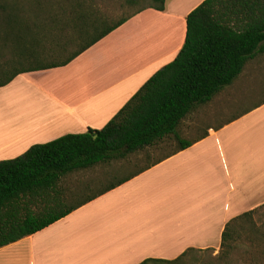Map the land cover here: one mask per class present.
<instances>
[{"label":"crops","instance_id":"obj_1","mask_svg":"<svg viewBox=\"0 0 264 264\" xmlns=\"http://www.w3.org/2000/svg\"><path fill=\"white\" fill-rule=\"evenodd\" d=\"M202 1L166 0L164 10L146 8L68 64L24 72L0 86V161L66 134L103 128L175 59L187 16ZM206 132L0 247V264H140L175 259L189 248H220L227 223L264 204V97Z\"/></svg>","mask_w":264,"mask_h":264},{"label":"trees","instance_id":"obj_2","mask_svg":"<svg viewBox=\"0 0 264 264\" xmlns=\"http://www.w3.org/2000/svg\"><path fill=\"white\" fill-rule=\"evenodd\" d=\"M94 1L0 0V86L24 72L66 65L138 12L149 7L164 10L166 4L153 0L154 5L109 23ZM77 41L79 47L63 59L53 55ZM260 56H264V0H203L187 16L185 42L175 59L153 74L103 128L66 134L0 161V247L41 230L205 137L207 132L195 139L183 138L178 127ZM170 135L179 142L174 151L68 204L64 183L70 174L124 159ZM262 207L227 223L220 258H228L236 249L234 236L246 222L251 246L264 245V226L255 222ZM209 249L189 248L175 259L149 258L140 264H195Z\"/></svg>","mask_w":264,"mask_h":264},{"label":"rangeland","instance_id":"obj_3","mask_svg":"<svg viewBox=\"0 0 264 264\" xmlns=\"http://www.w3.org/2000/svg\"><path fill=\"white\" fill-rule=\"evenodd\" d=\"M109 23L128 16L140 8L154 5L153 0H95ZM79 42L68 46L64 52L53 53L63 59L79 47ZM49 55L48 57H50ZM264 97V56L253 59L233 84L227 86L211 101L198 105L180 123L178 132L183 138L195 139L202 136L206 129L219 123L234 111ZM179 145L175 136L170 135L157 144L132 153L124 159L108 163H100L92 168L70 174L64 185L68 187V204L76 203L87 196L102 191L105 187L139 169L163 158ZM75 192L73 196L70 194ZM255 222L264 226V207L258 210ZM250 224L246 222L241 232L235 234L233 242L237 246L228 258H220V248H211L200 254L201 260L195 264H264V245L258 242L251 246L248 231ZM247 231V233L245 232Z\"/></svg>","mask_w":264,"mask_h":264}]
</instances>
